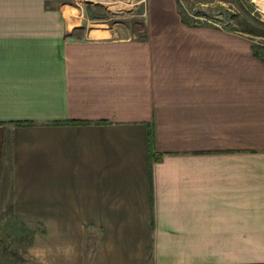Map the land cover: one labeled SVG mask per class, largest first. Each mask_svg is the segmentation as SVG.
<instances>
[{
	"label": "crops",
	"instance_id": "obj_1",
	"mask_svg": "<svg viewBox=\"0 0 264 264\" xmlns=\"http://www.w3.org/2000/svg\"><path fill=\"white\" fill-rule=\"evenodd\" d=\"M180 1L110 37L0 0V229L42 264H264V55Z\"/></svg>",
	"mask_w": 264,
	"mask_h": 264
},
{
	"label": "rangeland",
	"instance_id": "obj_2",
	"mask_svg": "<svg viewBox=\"0 0 264 264\" xmlns=\"http://www.w3.org/2000/svg\"><path fill=\"white\" fill-rule=\"evenodd\" d=\"M63 3L72 17L87 13L97 19L99 36L123 37L143 32V7L140 0H55ZM263 0H181L185 13L198 22H207L245 34L255 49L264 55ZM184 9V8H183ZM76 22V21H75ZM105 27H111L106 31ZM104 29V30H103ZM0 229V264H42L29 253L33 227L20 221L3 222Z\"/></svg>",
	"mask_w": 264,
	"mask_h": 264
},
{
	"label": "bare ground",
	"instance_id": "obj_3",
	"mask_svg": "<svg viewBox=\"0 0 264 264\" xmlns=\"http://www.w3.org/2000/svg\"><path fill=\"white\" fill-rule=\"evenodd\" d=\"M259 5L264 9V0Z\"/></svg>",
	"mask_w": 264,
	"mask_h": 264
},
{
	"label": "trees",
	"instance_id": "obj_4",
	"mask_svg": "<svg viewBox=\"0 0 264 264\" xmlns=\"http://www.w3.org/2000/svg\"><path fill=\"white\" fill-rule=\"evenodd\" d=\"M255 52L261 54L262 52H260L259 50L255 49ZM263 55V54H262Z\"/></svg>",
	"mask_w": 264,
	"mask_h": 264
}]
</instances>
